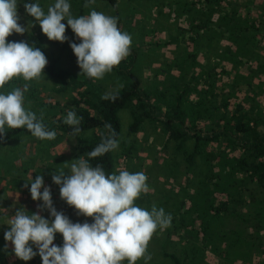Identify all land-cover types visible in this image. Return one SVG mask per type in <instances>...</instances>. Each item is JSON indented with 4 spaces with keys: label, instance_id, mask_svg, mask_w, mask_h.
<instances>
[{
    "label": "trees",
    "instance_id": "16d2710c",
    "mask_svg": "<svg viewBox=\"0 0 264 264\" xmlns=\"http://www.w3.org/2000/svg\"><path fill=\"white\" fill-rule=\"evenodd\" d=\"M106 1L120 30L139 11L133 8L122 17L119 1ZM87 2H69L70 11ZM156 4L167 37L144 45L143 36L155 33L159 23L155 20L142 30L138 26L137 44L112 70L123 79L122 87L110 92L117 97L114 102L103 99L107 93L93 78L80 75L81 70L48 60L44 72L57 80L58 92L72 94L74 111L83 118L73 157L91 151L113 131L119 139L120 109L129 110L130 134L146 120L158 122L185 164L184 181L173 190L171 226L166 228L168 237L176 233L182 241L183 258L193 264H264V0H156ZM8 41H26L46 56L36 31L22 39L12 34ZM169 44L174 45L170 58L158 53ZM144 66L150 67L151 76L142 80ZM23 81L13 79L5 86L22 87ZM33 90L29 85L27 94ZM35 102L47 109L49 123L44 124L56 137L73 131L55 103L41 97ZM6 131L0 145L30 133L26 128ZM124 151L129 155L130 147ZM89 162L115 172L114 151ZM169 196H161V202L163 197L168 202ZM206 253L217 261H209ZM163 255L181 262L172 252Z\"/></svg>",
    "mask_w": 264,
    "mask_h": 264
},
{
    "label": "clouds",
    "instance_id": "9594fccd",
    "mask_svg": "<svg viewBox=\"0 0 264 264\" xmlns=\"http://www.w3.org/2000/svg\"><path fill=\"white\" fill-rule=\"evenodd\" d=\"M94 3L95 0H88L84 7ZM17 4L18 0H0V89L13 79H23L25 84L0 91V137L7 135L6 129L26 128L38 139L51 140L56 132L47 129L43 113L38 116L25 107V93L30 82L45 76L48 60L39 48L26 41H8L13 33L23 35L34 27L31 23L27 28L18 23ZM24 7L51 41H68L66 28H71L81 41L79 44L70 42L80 75L103 79L129 55L132 37L119 29L117 17L94 9L74 17L68 0H54L47 13L38 3L26 2ZM65 20L67 25L62 23ZM102 98L114 102L117 97L107 93ZM82 119L74 110H68L64 123L72 127L73 136L80 134ZM105 127L111 130L110 125ZM118 147L119 141L113 131L102 136L101 142L91 151L65 162L68 171L55 170L52 175L53 183L59 186L60 198L73 207L77 215L92 218V223L87 220L74 223L54 206L51 188L45 186L44 176L33 179L31 174L28 177L24 187L29 189L34 201L43 203L38 204L35 213H29L23 206L17 208L5 223L10 227L4 238L14 246L12 251L18 259L29 261L39 255L42 264H121L125 260L128 264H137L144 259L147 264L151 259L146 254L150 239L157 229L171 226L172 216L155 204L151 211L135 204L141 193L149 191L144 173H130L119 168L107 173L102 165L90 164L91 159ZM45 210L53 219L40 214ZM57 233L63 237L62 246L54 244Z\"/></svg>",
    "mask_w": 264,
    "mask_h": 264
},
{
    "label": "rangeland",
    "instance_id": "374dc122",
    "mask_svg": "<svg viewBox=\"0 0 264 264\" xmlns=\"http://www.w3.org/2000/svg\"><path fill=\"white\" fill-rule=\"evenodd\" d=\"M72 1L74 0H68V2ZM77 1L81 2V0ZM118 1L122 17H125L128 11L133 8L139 9L138 13L134 14L133 21H126V23L121 25V31L127 32L132 37V46L137 44L141 33L140 31L144 26L148 28L154 25L155 20L159 23V25L156 24L157 31L153 34L147 33L143 36L144 43L142 44H149L152 38L161 40L167 37L165 30L162 29L164 22L160 13L162 10L156 4V0ZM35 3H38L45 13H47L49 5L53 4L54 0H35ZM24 4L23 0H18V23L26 28L29 23L34 25L30 31H36L41 34L47 60L54 61L58 65L71 70H81L77 63V57L70 47V42L79 44L81 41L76 38L71 28H66V36L69 38L68 41L61 43L59 41L49 40L42 32L35 18L27 14ZM165 8L163 10L167 11ZM93 9L108 16H111L113 12L112 6L106 0L95 1L88 8H85L84 4L79 3L76 9L72 8L71 11L75 14L74 17H78L88 14ZM173 18L172 16L171 19ZM181 18L180 23L182 26H186V22ZM62 23L67 25L66 20L62 21ZM127 24H129V27H127ZM138 26L141 30H139ZM27 33L25 32L23 35L13 33V35L22 39ZM173 47V44L162 46L158 49V53L170 58L173 53ZM198 57L200 61L203 60V57ZM141 70L142 80L151 76L149 66H144V69ZM174 72L176 71L174 70ZM44 75L39 81L33 80L30 82L34 90L31 95L29 93L27 94V92L25 93V107L36 112L38 116L43 113L44 123H49L47 109L36 105L35 101L37 99L41 97L42 101L55 103L59 110L58 114H65V116L68 110H74L76 105L73 102L70 92H58L56 90V87H58L57 80L46 72H44ZM94 81L102 93H110L121 87L123 83V79L114 72L106 73L103 79H94ZM22 83L25 84V81ZM9 90L11 89L6 86L0 89V91L5 92ZM119 117L121 122L120 136L118 139L119 147L114 150L115 171L119 168L127 170L130 173H144L147 176L146 183L149 191L147 193H141L135 201V204L149 211H151L153 204H155L157 208H163L166 214H171L172 204L176 203L173 190H178L179 185L184 181L185 177V164L181 154L174 150L173 141H166V135L162 130V125L158 122H149L146 120L135 134H130L127 130L130 121L129 110L127 108L120 109ZM89 132L86 131V133ZM78 137L79 135L73 136L72 132H67L51 140H41L32 136L31 133H23L8 139L0 145V264L41 263V257L39 255L29 261L18 259L12 251L14 246L4 238L5 231L10 227L5 223L8 218L15 214L17 208L23 206L29 213H35L38 211V204L43 203V201H34L29 189L24 187L26 180L31 174L33 179L38 175L44 176L45 186L51 188L53 203L58 211H62L74 223H83L85 220L90 223V217L77 215L76 210L60 198L59 186L52 181V175L55 170L64 169L68 171L64 163L76 159L73 155L78 149ZM127 147H130L129 155L124 151ZM41 192H43V188ZM164 195L169 196L168 202L165 201L164 197L163 202H161V196ZM40 214L46 219H53L47 210ZM177 238L176 233L168 237L166 229H157L148 243L146 254L150 255L151 259L147 261V264H176L169 257L164 256L163 252L176 254L181 261L180 264H193L187 257L186 259L183 258L181 254L183 243ZM54 244L58 246L63 245V237L61 234H56ZM34 250H36L35 247ZM206 256L211 262L217 261L211 254L206 253ZM121 264H128V261L125 260ZM137 264H145V260L140 259L137 261Z\"/></svg>",
    "mask_w": 264,
    "mask_h": 264
}]
</instances>
